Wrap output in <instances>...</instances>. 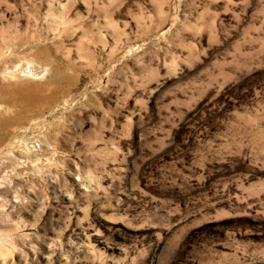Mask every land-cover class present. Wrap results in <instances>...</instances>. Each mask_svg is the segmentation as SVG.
<instances>
[{
	"label": "rangeland",
	"instance_id": "374dc122",
	"mask_svg": "<svg viewBox=\"0 0 264 264\" xmlns=\"http://www.w3.org/2000/svg\"><path fill=\"white\" fill-rule=\"evenodd\" d=\"M0 264H264V0H0Z\"/></svg>",
	"mask_w": 264,
	"mask_h": 264
}]
</instances>
